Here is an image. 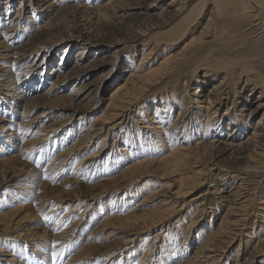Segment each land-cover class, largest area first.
Listing matches in <instances>:
<instances>
[{
	"label": "rangeland",
	"instance_id": "rangeland-1",
	"mask_svg": "<svg viewBox=\"0 0 264 264\" xmlns=\"http://www.w3.org/2000/svg\"><path fill=\"white\" fill-rule=\"evenodd\" d=\"M10 1L11 5L0 0V73L33 70L32 81L21 90L26 97L40 96L32 98L34 108L31 101L24 104L26 109L30 106L32 117L39 116L37 120L11 123V130L4 131L21 108L11 105L12 97L0 88V213H6L2 217L10 223L7 228L0 224V264H264V155L255 161L251 147L244 145L236 151L241 158L232 162L221 147L203 145L207 139L202 136L184 142L180 130L175 132L176 146L171 141L174 134L166 127L178 105L169 116L168 111L154 113L156 106L162 108V102L170 99L190 108L199 106L193 100L211 96L210 88L223 77L227 106L232 108L228 117L218 121L217 131L209 127L205 137L212 139L222 131L220 140L225 141L227 122L234 116L237 122H247L245 130L233 129L235 144L243 141V132L260 128L258 121L264 120L262 12L257 7L242 12L241 0H229L230 4L221 0L226 6L220 0H67L51 15L39 17L34 12L31 19L35 5ZM9 5L5 14L4 6ZM10 20L18 22L3 35ZM48 22L51 25L43 29L41 25ZM77 22H88L87 29H73ZM69 30L80 39L52 45L67 37ZM36 33L41 39H36ZM184 43L189 47L182 48ZM86 46L89 55L80 57L79 50ZM21 53L28 58L14 61ZM166 56L174 61L161 66ZM135 70L141 78L151 74L149 84L146 80L140 90L142 95L131 96L123 109L107 107L113 88ZM31 71L15 74L14 81L26 83ZM51 71L55 75L49 77ZM63 73L74 77L63 88L52 90L50 80ZM83 84L99 90L90 87L74 97L71 92ZM74 109L82 113L78 120L62 125L54 136L40 137L45 127L69 118ZM224 111L225 107L220 114ZM158 120L159 127L152 132ZM93 122L103 124L98 137L64 162L74 134ZM155 132L164 140L158 152L144 150L150 139H156L153 144L158 141ZM198 140L201 144L196 146ZM181 142L185 154L175 170L170 164L154 162L182 148ZM98 143L102 149L90 157ZM226 219L227 226L223 225ZM209 237V247L197 256V247Z\"/></svg>",
	"mask_w": 264,
	"mask_h": 264
},
{
	"label": "bare ground",
	"instance_id": "bare-ground-1",
	"mask_svg": "<svg viewBox=\"0 0 264 264\" xmlns=\"http://www.w3.org/2000/svg\"><path fill=\"white\" fill-rule=\"evenodd\" d=\"M2 1V4L3 3H11V1L10 0H1ZM67 0H27V2H29L30 3V5H35V7L34 8H32V11H31V14H33L30 18L31 19H33V17H35V15H34V12H36V13H39L38 14V16L40 17H46V16H49V15H51V11H53V10H55L56 9V7H58V6H62V4L64 3V2H66ZM88 1V0H87ZM173 2H174V0H172ZM214 2L216 1V0H213ZM226 1V0H225ZM253 1V0H252ZM178 2V1H177ZM176 2V3H177ZM218 2V1H217ZM220 2H222L221 0H220ZM227 2H229V4H230V1L228 0ZM235 2V1H234ZM236 2H237V0H236ZM251 2V1H250ZM249 1H247V0H241V11L242 12H248V11H254V10H256L255 9V7H257V9L258 10H260L262 13L261 14H263V17H261V15H259L258 17H261L262 19H264V0H254V3H252V5H248L249 3H250ZM28 3V4H29ZM110 3V2H109ZM113 3V2H112ZM111 3V4H112ZM118 3V2H117ZM175 3V4H176ZM179 3V2H178ZM219 3V2H218ZM223 3V2H222ZM20 4V3H19ZM115 4V3H114ZM120 4V3H119ZM169 4V3H168ZM213 4V3H212ZM224 4V3H223ZM228 3H226V5H227ZM233 4V3H232ZM235 4V3H234ZM236 4H239V3H236ZM11 5V4H10ZM10 5L8 6V8H7V6H4V7H6V10H5V14H7V9H9V7H10ZM27 5V4H26ZM172 5V4H171ZM179 5H181V4H179ZM220 4H218V6H219ZM225 5V4H224ZM224 5H220V6H224ZM225 5V6H226ZM77 6V5H76ZM100 6V5H99ZM112 6V5H111ZM182 6V5H181ZM211 6V5H210ZM233 6V5H232ZM232 6H228V7H232ZM172 7V6H171ZM213 7V6H212ZM222 7H218L220 10H221V8ZM228 7H226V9H228ZM118 8V7H117ZM116 8V9H117ZM119 8H120V5H119ZM176 8V7H175ZM225 8V7H224ZM224 8H222V9H224ZM235 8L237 9V6H235ZM59 9V8H58ZM213 9V8H212ZM217 9V8H216ZM1 10V9H0ZM35 10H38V12L37 11H35ZM172 10H174V11H176L175 9H172ZM218 10V9H217ZM220 10H218V12H220ZM233 10H235L234 9V6H233ZM232 10V11H233ZM258 10H257V12H258ZM25 11V10H24ZM97 11V10H96ZM179 11V10H178ZM222 11V10H221ZM225 11V10H224ZM223 11V12H224ZM232 11H230V12H232ZM240 11V12H241ZM260 11H259V13H260ZM108 12V11H107ZM177 12V11H176ZM192 12V11H191ZM216 12V11H215ZM218 12H217V14H218ZM234 12V11H233ZM181 13V12H180ZM188 13H190V11L188 12ZM206 13H208V12H206ZM225 13V12H224ZM226 13H229V12H226ZM236 13V12H235ZM259 13H257V14H259ZM44 14H46L45 16H44ZM53 14V13H52ZM213 14H215V13H213ZM221 14V13H220ZM241 14H244V13H241ZM255 14V13H254ZM253 14V15H254ZM94 15V14H93ZM98 15V14H97ZM179 15V14H178ZM222 15V14H221ZM220 15V16H221ZM238 15V14H237ZM54 16V15H53ZM106 16V15H105ZM218 16H219V14H218ZM215 17V16H214ZM216 17H217V15H216ZM15 18H16V16H15ZM208 18H209V15H208ZM212 18V17H211ZM76 20V19H75ZM261 20V19H260ZM18 21H15V20H10V21H6L5 23L7 24V27L6 28H4V31H2L3 33V35H7V33L8 32H10V31H12V29L14 28V26L16 25V23H17ZM1 23V22H0ZM88 22H86L85 24L84 23H82V24H78V22L77 23H75L76 25H73V29L74 28H76V31H80V30H82V29H87V27L88 26H86V24H87ZM42 24V23H41ZM210 24V23H209ZM1 25V24H0ZM18 25V24H17ZM48 25L50 26L51 25V23L50 22H48V24L47 23H44L43 24V26L41 25V27H43V29H46V27H48ZM211 25V24H210ZM24 26V25H23ZM75 26V27H74ZM208 26V22H207V25H206V27ZM263 26V25H262ZM35 27V26H34ZM203 27H205V26H203ZM205 27V28H206ZM30 28V27H29ZM39 28V27H38ZM205 28H203V30H208V29H205ZM208 28H209V26H208ZM36 29H37V27H36ZM40 29V28H39ZM70 29V28H69ZM203 30H201V32L203 31ZM40 31H42V29L40 30ZM138 32V31H137ZM50 33V32H49ZM13 34V32L11 33V35ZM37 35L35 36V37H37L36 39H39L40 38V34H38V33H36ZM68 35H67V37H65V38H67V39H65V38H60V40H58V41H56L55 43L53 42V44L52 45H56V44H58V42H60V41H71V40H75V39H80L79 37H81V36H77V35H74V31L73 30H69V32L67 33ZM199 34H200V32H199ZM202 34H204L203 32H202ZM204 35H206V34H204ZM64 37V36H63ZM4 39H7L8 37L7 36H5V37H3ZM41 39V38H40ZM193 39V38H192ZM194 39H197V38H194ZM193 39V40H194ZM189 40H191V38L189 39ZM188 40V41H189ZM198 42V41H197ZM0 43H3V42H0ZM195 43V42H194ZM187 44V45H186ZM191 44V43H190ZM193 44V43H192ZM8 45V44H7ZM184 47H182V48H185L186 46H188V43H184ZM189 47V46H188ZM181 48V49H182ZM88 51H89V48H87V46H86V48H84V49H82V50H79V53H78V55L80 56V57H82L84 54H87L88 53ZM178 51V50H177ZM183 51H184V49H183ZM181 53H183L182 51H181ZM23 54H25V53H21L19 56H20V58H15L14 59V61L16 60V59H18L17 61H20V60H25V59H27L28 57L26 56V55H23ZM177 54V53H176ZM185 54V53H184ZM184 54H182V55H184ZM38 55H40V54H38ZM88 55H89V53H88ZM146 54L144 53V56L142 57V58H144V57H146L145 56ZM149 55V54H148ZM147 55V56H148ZM181 55V56H182ZM87 56V55H86ZM86 56H83V57H86ZM2 57V56H1ZM170 56H166V58H164L163 60H162V64H164V65H161V66H165V64L167 65V63H169L171 60H173L174 61V58H176V55H174V58L173 59H170L169 58ZM178 57V56H177ZM44 58V57H43ZM43 58H42V60H43ZM172 58V57H171ZM183 58H185V56L183 57ZM145 59V58H144ZM147 59V58H146ZM170 59V60H169ZM177 60H178V58H176ZM181 59V58H180ZM140 60H141V58H140ZM143 60V59H142ZM176 61V60H175ZM184 61V60H183ZM183 61H181L180 60V62L182 63ZM42 62V61H41ZM91 62V61H90ZM177 62H179V61H177ZM27 63V62H26ZM181 63H179V64H181ZM3 64V63H2ZM14 65L15 64H13V65H11L12 66V68H14ZM39 65V64H38ZM10 66V67H11ZM77 66V65H76ZM87 66V65H86ZM160 66V64L158 65V68L159 67H161ZM172 66V65H171ZM9 66H5V69L6 70H8L9 71V69L10 68H8ZM27 67H29V65L28 66H26L25 68H27ZM37 67V66H36ZM80 67V66H79ZM80 68H82L83 69V67H80ZM80 68H78V69H80ZM86 69H88V67L86 68ZM155 69H157V68H155ZM162 69V68H161ZM171 69H172V67H171ZM170 69V70H171ZM174 69V68H173ZM244 69H247V67L245 68L244 67ZM23 70H24V68H22L21 70H19L18 72H12V74L11 75H9V76H7V75H5V74H7V71H5V70H3L4 72H6L5 74H4V72L3 73H0V88H2V89H6L7 91H6V93H4V95L5 96H11L12 97V100H11V105L13 104V106L15 107V106H18V107H20L21 108V111H19V110H16V116H15V121H13L12 119V121H9V123H6V126L3 128V126H2V124H0V127H2L3 129H4V131H6V130H11V128H12V126L13 125H10L11 123H14V124H16L17 126L18 125H25V124H27V123H32V122H34L35 120H37L38 118H39V116H35V117H32V114H29L30 113V111H31V108L33 107L34 108V106H32V105H34L33 104V102H32V98H38L40 95H36V96H33V97H29V96H27L26 97V93H23V89L21 90V87L23 88V87H27V85H25V84H27V83H29V81L31 82L32 81V75H31V73H33V70L31 71L30 69H28V70H26L25 69V71L23 72ZM52 70V69H51ZM56 70H61L60 68H56ZM89 70V69H88ZM153 70V69H152ZM29 71H31L30 73H29V77H28V79H27V81H26V83L25 82H21L22 80H20V81H18V82H16V81H14V79H16L15 78V74H18V73H21V74H24V75H27V73L29 72ZM63 71V70H62ZM160 71V70H159ZM173 70H171V72H172ZM244 71V70H243ZM127 72V71H126ZM150 72V71H149ZM148 72V73H149ZM161 72V71H160ZM51 74H49V77H50V75H52V76H54L55 74H54V72L53 71H51L50 72ZM79 73H84V70H80V72ZM156 73H159L158 71L156 72ZM13 74H14V76H13ZM74 74H72V73H69V74H67V73H63V74H56V78L54 79V81H52L51 82V80H50V84H51V89L52 90H55V89H58V88H63V86H65V84H67L74 76H73ZM140 75H142V74H140ZM151 74H147L146 76H145V78H141L140 76H139V74L136 72V70L134 71V72H129L128 71V74L125 76V78H124V81L122 82V83H120V84H118L115 88H113V90L111 91V93H110V95H109V97H108V99H107V107H113V108H118V109H123V108H125L127 105L126 104H128L129 103V98H131V96H134L135 98H137V95L140 93L141 94V92H140V90L143 88V87H145L144 86V84L146 83V80H148V78H149V76H150ZM155 75V74H154ZM157 75V74H156ZM159 75H160V73H159ZM79 77V76H78ZM151 77V76H150ZM249 77V76H248ZM18 78V77H17ZM52 78V77H51ZM80 78V77H79ZM204 78H206L205 76H204ZM246 79V78H245ZM78 80V79H77ZM157 81V80H156ZM197 81H201L199 78H198V76H197ZM18 83V84H17ZM81 83V82H80ZM77 84V83H76ZM148 84H149V80H148ZM81 85V84H80ZM76 87V86H75ZM91 87V90H94V89H97V90H99V86H93L92 84H83L81 87L80 86H78L77 88L78 89H74L73 90V92H71V93H74V97H76V98H79L80 96H82L83 94H84V92L85 91H87L89 88ZM146 88H147V86H146ZM226 86H224V83H223V77H222V80L220 81V83L218 84V85H213L211 88H210V90H209V93H211V96H209V95H207L206 94V96L204 97V99H202L201 101L200 100H198L197 101V99H194L193 100V102L192 103H194L195 105H199V106H195V108H190V107H188V103H184L183 101H180V102H178V103H175V100L174 99H170L169 101L167 100V101H165V102H162V108H161V106L159 107V106H156V109H155V111H154V113H158L159 111L162 113V115L163 114H166V112L168 111V116H169V113H170V111L174 108L175 109V107L178 105V110L176 111V115L174 116V118L172 117V120L170 121V123H169V125L166 127V130H170L171 129V133L172 134H174V135H172L173 137H172V139H171V141H173V143L174 144H176V146L178 145L177 144V140L175 139V132H177V133H179L178 131L180 130V134H182V136H181V138H183V141L185 142V140H192V138H193V136L194 135H197L198 137H204V138H206L207 139V141L206 142H201V143H203V145L205 144L206 145V147L208 148H218V147H221L220 148V150L222 151V152H229L228 153V155L230 154L231 156H232V162H233V160H238V159H240L241 158V156L242 155H240V154H238V153H236V151L240 148V147H243L244 145H248L249 147H251V150H252V152H253V154H255V161L257 160V157L258 156H260V155H264V120H262L261 122H259L258 121V123H260V124H262V126L260 127V128H258V129H252V131H246V132H243L245 129H246V124H247V122H237V121H235V120H237L236 118H235V116L234 117H232V118H230V120L231 121H228L227 122V124H228V126L226 127V129H228V132H227V134H225V136H224V140L225 141H221L220 140V137H221V135H222V131H221V133H219V132H217L216 134H215V136H214V138H212V139H210L209 137H205V136H207L206 134H207V132H209V127H211L212 128V130H216L217 131V124H218V121L219 120H221V121H223L224 119L223 118H225V117H228L227 116V113H229V111L228 110H230L231 108L230 107H228L227 106V98H228V93L226 92ZM37 90V89H36ZM90 90V91H91ZM142 91V90H141ZM144 92V91H143ZM87 95V94H86ZM91 95V94H90ZM93 95V94H92ZM94 95H96V94H94ZM93 95V96H94ZM142 95V94H141ZM140 95V96H141ZM139 96V95H138ZM134 97H132V98H134ZM259 97H260V95H259ZM258 97V98H259ZM88 98V97H87ZM170 98V97H169ZM261 99V98H260ZM133 100V99H132ZM32 102V104L30 105L31 106V108H30V106L28 107V109H26V108H24V106H26V105H24V104H28L29 102ZM134 101V100H133ZM161 102V101H160ZM39 106V105H38ZM77 107V106H76ZM94 107V106H93ZM223 107H225V111H224V113H222V114H220V111L222 110V108ZM24 108V109H23ZM114 110V109H113ZM146 110V109H145ZM12 111H14V110H12ZM108 111V110H107ZM231 111V110H230ZM119 112V111H118ZM107 113V112H106ZM122 113V112H121ZM69 114V113H68ZM81 111H79V110H77V109H74L70 114H69V118H66V119H63L62 121H58V122H56V121H54L53 123H51V124H48V125H51L50 127H48V128H44V130H42L39 134H42V135H40V137H42V138H44V139H47L49 136H54L55 134H57L58 133V131L59 130H61V126L62 125H65V126H68V125H70V124H72V121L74 120H78L80 117H81ZM159 114V113H158ZM231 114V113H230ZM113 115H117V113L116 112H114L113 113ZM124 116V115H123ZM189 116H191V117H189ZM32 117V118H31ZM40 117H42V116H40ZM101 117V116H100ZM149 117V116H148ZM200 117H202V119L200 118ZM217 117H219L220 119H218ZM107 120H108V118H106ZM229 119V118H228ZM262 119V118H261ZM260 119V120H261ZM82 120V119H81ZM110 120V119H109ZM193 121L192 123H193V127L191 128V127H189V121ZM1 121V120H0ZM239 121V120H238ZM60 122V123H59ZM107 122V121H106ZM161 122V121H160ZM160 122H159V120H158V122L156 121V122H153L154 124H155V127H153L152 128V132L154 131V130H156V128H158L159 126H158V123L160 124ZM220 122V121H219ZM95 123H98V122H93V123H91V124H89V126L88 127H86V128H84L83 126H81L80 128H79V131H77V133L76 134H74V142L71 144V146L70 147H68V149L65 151V153H66V158H65V160H64V162L65 161H67L68 159H69V157L70 156H72L74 153H75V151L76 150H78L79 148H81V147H84L85 146V144L86 143H89V142H92L96 137H98V134H99V132L102 130V128H103V124L102 123H99V124H95ZM199 123V124H198ZM222 123V122H221ZM9 125V128L7 127L8 125ZM80 125V124H79ZM114 125V124H113ZM218 125H220V124H218ZM229 125H231V127H229ZM202 126L204 127L203 129H202ZM44 127V126H43ZM113 127V126H112ZM238 128V130H240V127H244V130L242 131L243 132V141L242 142H240V143H238V141L236 142V143H238V144H235V142H234V140L237 138V135L236 136H234L233 135V133H232V131H233V129L234 128ZM30 128V127H29ZM38 128V127H37ZM36 128V129H37ZM108 128V127H107ZM109 129V128H108ZM38 130V129H37ZM158 130V129H157ZM241 130H242V128H241ZM202 132V133H201ZM156 133V135H157V137H158V141H154V143L155 144H153V140H156V139H153V140H149V144L146 146V148L144 147V150H147V151H154V152H158V150H157V148H160V147H158V144L159 143H163L162 142V140L160 139L163 135H159V133H157V132H155ZM166 134V133H165ZM155 135V136H156ZM200 135V136H199ZM224 135V134H223ZM166 136V135H165ZM6 137V136H5ZM211 137V136H210ZM209 138V139H208ZM205 140V139H204ZM99 141V140H98ZM104 141V138H103V140H102V138H101V142H103ZM164 141V140H163ZM202 141V140H201ZM97 142V141H96ZM180 143V142H179ZM200 143V140H198L195 144H196V146H198V144ZM200 143V144H201ZM181 144H182V148L180 147V148H176L175 150H173L172 152H170V153H168V154H164L162 157L160 156V158H158V159H154L155 161L154 162H156V163H167V164H170V167L171 168H174V170H175V168L177 167H175V164H177L178 162L180 163V160H183V155L185 154L184 152H182V151H184L183 150V142H181ZM97 146H95V148H94V151H92L91 152V155H90V157H95V156H97L98 155V151H100L101 149H102V145L100 144V143H98V144H96ZM89 147V146H88ZM161 147H165L164 146V144H162L161 145ZM186 146H184V148H185ZM174 148H175V145H174ZM188 148V147H187ZM191 148V147H190ZM245 148V147H244ZM1 149V148H0ZM219 149V148H218ZM258 149V150H257ZM90 151V150H89ZM84 152V151H83ZM251 152V151H250ZM137 153V152H136ZM152 153V152H151ZM238 154V155H237ZM85 155V154H84ZM109 155V154H108ZM108 155H107V157H108ZM229 155V156H230ZM187 156V155H186ZM185 157V156H184ZM253 157V156H252ZM87 158V157H86ZM248 158V157H247ZM262 158H263V156H262ZM1 162H2V160H0ZM82 161V160H81ZM195 161V160H194ZM62 162V161H61ZM78 162V161H77ZM76 162V163H77ZM258 162V161H257ZM257 162H255V163H257ZM254 163V164H255ZM259 163V162H258ZM195 164V163H194ZM78 165H79V163H78ZM81 165V164H80ZM163 165V164H162ZM264 165V164H263ZM77 166V165H76ZM165 166H166V164H165ZM190 166V165H189ZM180 167V166H179ZM250 167H252V166H250ZM255 167V166H254ZM264 167V166H263ZM51 168V167H50ZM84 168V167H83ZM258 168H259V166H258ZM52 169V168H51ZM85 169V168H84ZM193 172V171H192ZM196 172V171H195ZM172 173H174V172H172ZM196 174V173H195ZM205 176V175H204ZM182 178H184V176H182ZM200 179V178H199ZM201 180V179H200ZM181 185H182V182H181ZM241 185V184H240ZM238 187V186H237ZM191 189V188H190ZM211 189V188H210ZM217 189V188H216ZM237 190H239V189H237ZM242 190H243V187H242ZM181 191V190H180ZM219 191V190H218ZM234 192V191H233ZM239 193H240V191H238ZM149 193V192H148ZM242 193V192H241ZM234 194V193H233ZM236 194H237V192H236ZM242 199V198H241ZM9 200V199H8ZM2 201V200H1ZM122 207V206H121ZM157 209H158V207H157ZM124 210V209H123ZM168 211V210H167ZM1 212V211H0ZM169 212V211H168ZM158 213V212H157ZM2 216H7V214L6 213H3V215H2V213H0V224H3V225H5V226H3L4 228H7L9 225H10V223H9V221H7L8 220V217H7V219H4V217H2ZM158 217H159V215H158ZM223 217H224V215H223ZM118 218V217H117ZM160 218H162V217H160ZM158 220H159V218H158ZM10 222H11V220H10ZM158 222V221H157ZM151 223V222H150ZM228 224V221H227V219L226 220H224V224L223 225H225V224ZM227 224H226V226H227ZM223 227V226H222ZM225 227V226H224ZM224 227L223 228H221L220 227V229H219V231H222L223 229H224ZM228 228V227H227ZM227 228H225V230H227ZM217 232V231H216ZM222 233V232H221ZM211 240V237H209L208 239H206L203 243H201L198 247H197V252H198V255L197 256H201V254H203L204 253V251L205 250H207V248L209 247V241ZM222 240V239H221ZM131 241V240H130ZM143 249V248H142ZM145 249V248H144ZM143 249V250H144ZM170 250V249H169ZM172 250V249H171ZM146 252V251H145ZM170 252V251H169ZM148 253V252H147ZM147 253H146V255H147ZM173 253V252H172ZM220 253V252H219ZM145 255V256H146ZM215 255V254H214ZM206 256V255H205ZM12 257V256H11ZM15 257V256H14ZM142 257V256H141ZM164 257V256H163ZM213 257V256H212ZM214 258H215V256H214ZM214 258H211V259H214ZM52 259V258H51ZM145 259V258H144ZM48 260V259H47ZM71 260V259H70ZM73 260V259H72ZM203 260V259H202ZM15 261V260H14ZM52 261V260H51ZM141 262H143V261H141ZM201 262V261H200ZM144 263H145V261H144ZM50 264H51V262H50ZM72 264V263H71ZM76 264V263H75Z\"/></svg>",
	"mask_w": 264,
	"mask_h": 264
},
{
	"label": "snow or ice",
	"instance_id": "snow-or-ice-1",
	"mask_svg": "<svg viewBox=\"0 0 264 264\" xmlns=\"http://www.w3.org/2000/svg\"><path fill=\"white\" fill-rule=\"evenodd\" d=\"M45 219H48V217H45Z\"/></svg>",
	"mask_w": 264,
	"mask_h": 264
}]
</instances>
